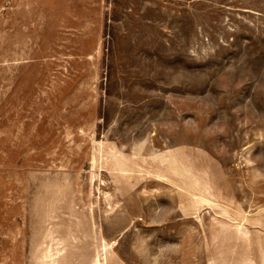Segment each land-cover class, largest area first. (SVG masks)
Listing matches in <instances>:
<instances>
[{
    "label": "rangeland",
    "instance_id": "obj_1",
    "mask_svg": "<svg viewBox=\"0 0 264 264\" xmlns=\"http://www.w3.org/2000/svg\"><path fill=\"white\" fill-rule=\"evenodd\" d=\"M0 264H264V0H0Z\"/></svg>",
    "mask_w": 264,
    "mask_h": 264
}]
</instances>
